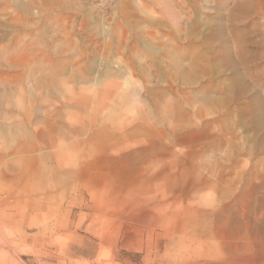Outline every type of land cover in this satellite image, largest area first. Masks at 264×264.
I'll use <instances>...</instances> for the list:
<instances>
[{"label":"rangeland","instance_id":"obj_1","mask_svg":"<svg viewBox=\"0 0 264 264\" xmlns=\"http://www.w3.org/2000/svg\"><path fill=\"white\" fill-rule=\"evenodd\" d=\"M0 264H264V0H0Z\"/></svg>","mask_w":264,"mask_h":264}]
</instances>
